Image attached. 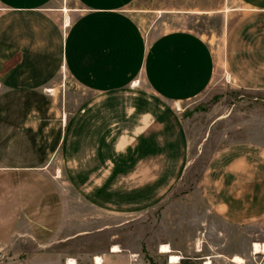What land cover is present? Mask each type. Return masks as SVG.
<instances>
[{"label":"crops","instance_id":"0c3cea01","mask_svg":"<svg viewBox=\"0 0 264 264\" xmlns=\"http://www.w3.org/2000/svg\"><path fill=\"white\" fill-rule=\"evenodd\" d=\"M132 2L75 0L74 5H64L63 0H0V243L18 232L28 235L38 249L85 233L61 237L64 175L68 181L90 183L86 196L108 212L128 211L136 202H147L150 191L151 197L157 196L163 153L152 154L161 169L148 173L141 167L147 157L140 150L150 134L156 137L152 148L162 149L163 140H158L162 130L156 126L142 132L141 120L148 111L147 103L141 102H155L158 108L165 100L178 102L200 94L213 81L217 61L212 44L190 28L145 33L129 8ZM241 2L244 9L226 32L223 62L233 80L264 90V0ZM66 74L93 90V102L110 101L113 107L54 108L51 102L57 96L49 91L61 85ZM141 80L147 91H127ZM262 150L264 144L258 141L237 139L212 158L210 174H217L228 190L219 200L252 195L238 182L245 178L248 188L261 179L253 175L262 174ZM57 158L58 176L51 168ZM85 164L90 171L80 174ZM131 181L137 183H125ZM219 200L221 210L233 203ZM115 245L67 254L57 250L55 255L58 264H69L70 258L78 264H96L97 256L100 264H133L135 251L114 250ZM45 255L42 264H50Z\"/></svg>","mask_w":264,"mask_h":264},{"label":"rangeland","instance_id":"374dc122","mask_svg":"<svg viewBox=\"0 0 264 264\" xmlns=\"http://www.w3.org/2000/svg\"><path fill=\"white\" fill-rule=\"evenodd\" d=\"M63 3L74 5L75 0H63ZM129 8L149 35L173 28H190L201 34L212 44L217 61L213 81L200 94L178 102L165 100L163 107L158 105V108L155 102H141L147 103L144 107L148 111L147 117L141 120L142 132H149L156 126L162 130L158 134V140H163L162 149L152 148L151 142L156 137L150 134L145 139L146 146L140 150L147 157L141 167L148 173L153 168L159 171L163 167L160 181L156 182L157 196L151 197L149 189V201L136 202L128 211L117 208L108 212L92 205L86 196L91 190L90 183L68 181L62 174L66 212L61 237L79 231L85 233L71 241L36 249L28 235L16 232L5 244L0 243V264H32L34 261L42 264L44 252L50 264H58L57 250L65 254L97 251L110 243L135 251L133 264H204L208 258L212 264H264V251L254 252L252 247L255 241L264 242L263 161L259 160L263 175H253L261 177L259 181L250 182L247 188L246 179H238V184L245 186L244 193L252 195L222 197L233 202L225 206L226 210H221L223 207L217 205V201L228 190L217 174H210L214 167L212 158L219 156L221 149L231 141L249 139L264 144V90L246 87L232 76L228 77L223 62L227 29L243 11V3L241 0H133ZM50 90L57 96V101L51 104L65 111L113 107L110 101L93 102V90L67 74L61 85ZM127 91L147 90L141 80ZM122 103L135 104L133 101ZM175 121L180 126V134ZM121 150H117L118 154ZM84 151L91 152L90 149ZM157 152L163 153L162 166L152 155ZM59 167L61 160L57 158L51 165L54 175ZM208 167L210 170L206 171ZM90 168L85 164L80 174ZM125 183L134 185L137 182ZM85 185L87 189L82 190ZM163 244H169L172 252L181 256L178 263H170L169 254L160 252ZM235 254L242 255L245 260L232 262Z\"/></svg>","mask_w":264,"mask_h":264},{"label":"bare ground","instance_id":"6f19581e","mask_svg":"<svg viewBox=\"0 0 264 264\" xmlns=\"http://www.w3.org/2000/svg\"><path fill=\"white\" fill-rule=\"evenodd\" d=\"M252 247H253L254 252L264 251V242L255 241V242H253ZM113 249L114 250H118L119 249V246L118 245H115ZM172 250L173 249L171 248V246L169 244H163L160 252H164V253L169 254V259H170L169 262L170 263H178L180 261L181 256L178 255V254H174L172 252ZM231 260L234 263H242L245 259H244V257L242 255L235 254V255H233V257H232ZM100 262H101V257L100 256H97L95 258V263L96 264H100ZM69 264H78V263H76V260L75 259L70 258L69 259ZM204 264H212L211 259L208 258L204 262Z\"/></svg>","mask_w":264,"mask_h":264},{"label":"built area","instance_id":"2783aa9c","mask_svg":"<svg viewBox=\"0 0 264 264\" xmlns=\"http://www.w3.org/2000/svg\"><path fill=\"white\" fill-rule=\"evenodd\" d=\"M227 76L229 77L230 75H229V73H227ZM59 172H60V168L59 169H57V171H56V173H55V175H59Z\"/></svg>","mask_w":264,"mask_h":264}]
</instances>
